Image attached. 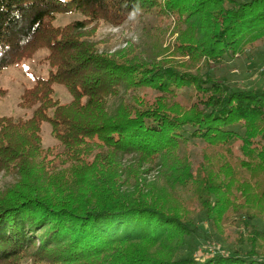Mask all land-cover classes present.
<instances>
[{"label": "trees", "instance_id": "trees-1", "mask_svg": "<svg viewBox=\"0 0 264 264\" xmlns=\"http://www.w3.org/2000/svg\"><path fill=\"white\" fill-rule=\"evenodd\" d=\"M142 9L173 19L172 45L169 25L145 53L88 40ZM40 48L48 76L19 102L32 115L0 116V171L18 177L0 197V264H264V73L246 88L216 71L264 54V0H0V71ZM200 218L224 253L193 256Z\"/></svg>", "mask_w": 264, "mask_h": 264}, {"label": "rangeland", "instance_id": "rangeland-1", "mask_svg": "<svg viewBox=\"0 0 264 264\" xmlns=\"http://www.w3.org/2000/svg\"><path fill=\"white\" fill-rule=\"evenodd\" d=\"M79 17L78 14L74 13L59 14L56 16L54 23L65 25L79 19ZM166 25H169V27L163 32L162 44V47H165L172 45L176 36V33L172 32L174 21L172 19L169 22L168 18L158 13L156 9L137 10L120 25L102 23L94 26L88 25L86 34L88 40L96 44L97 51L100 53L112 54L124 50L128 55H131L137 53L136 50L139 48L136 47L138 45H140L143 53L148 52L151 45H154L153 38L155 34H160L157 27L164 28ZM260 51H264V49L262 48ZM47 55L48 50L40 48L29 58L0 71V89L2 90L0 94V116L26 120L32 115L33 108L20 106V97L25 89L32 87L36 78H46L48 76L50 67L46 59ZM157 59H160V57ZM216 71L224 77L226 82L233 85L246 88L257 86L260 82L259 75L264 73V54L249 56L247 59L241 56L235 57L226 64L221 63L218 65ZM53 97L62 103L67 102L70 95L66 89L57 87L53 92ZM171 101L180 102L182 105L186 104L188 102L187 90L182 89ZM40 134L42 154H48L51 157L62 151V147L51 135L48 123H42ZM17 179V176L4 174L2 170L0 171V197L7 194L17 182ZM204 219L200 218L197 223L200 229L206 231L209 239L200 242L199 246L193 251V256L197 259H202L216 252L224 253L226 250L223 244L214 238L215 236L210 235V227ZM237 230L239 229L233 224L226 228L225 234L234 237ZM17 264H30V260L24 259Z\"/></svg>", "mask_w": 264, "mask_h": 264}]
</instances>
